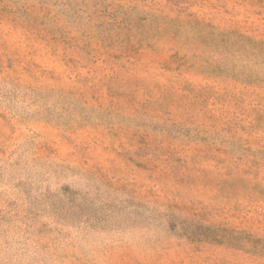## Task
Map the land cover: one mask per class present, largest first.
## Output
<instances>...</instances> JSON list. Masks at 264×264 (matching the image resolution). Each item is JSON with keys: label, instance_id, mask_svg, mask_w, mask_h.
<instances>
[{"label": "rangeland", "instance_id": "374dc122", "mask_svg": "<svg viewBox=\"0 0 264 264\" xmlns=\"http://www.w3.org/2000/svg\"><path fill=\"white\" fill-rule=\"evenodd\" d=\"M0 264H264V0H0Z\"/></svg>", "mask_w": 264, "mask_h": 264}]
</instances>
